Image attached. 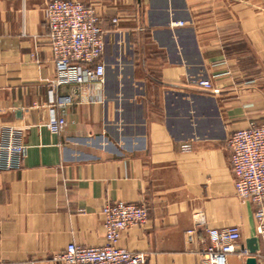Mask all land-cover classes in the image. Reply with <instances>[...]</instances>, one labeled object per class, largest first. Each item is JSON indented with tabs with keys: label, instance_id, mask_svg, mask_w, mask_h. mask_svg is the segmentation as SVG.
I'll return each mask as SVG.
<instances>
[{
	"label": "crops",
	"instance_id": "crops-1",
	"mask_svg": "<svg viewBox=\"0 0 264 264\" xmlns=\"http://www.w3.org/2000/svg\"><path fill=\"white\" fill-rule=\"evenodd\" d=\"M47 1L0 0V139L25 147L0 170V264H70L57 258L68 243L105 242L100 211L115 200L148 207L118 243L145 264H200L205 228L231 225L246 253L227 264H262L226 138L264 120V0H81L105 40L102 81L80 85L52 82Z\"/></svg>",
	"mask_w": 264,
	"mask_h": 264
},
{
	"label": "built area",
	"instance_id": "built-area-1",
	"mask_svg": "<svg viewBox=\"0 0 264 264\" xmlns=\"http://www.w3.org/2000/svg\"><path fill=\"white\" fill-rule=\"evenodd\" d=\"M43 13L56 70L52 82L80 85L102 81L104 66L100 57L105 30L94 9L81 0H49ZM112 22H117V18L114 17ZM196 84L217 92L207 79ZM58 105H62L60 100ZM50 112L48 128L53 132L61 131L65 125L64 118L56 117L53 109ZM226 146L235 194L253 205L256 230L264 233V120L250 121L246 126L233 130L226 138ZM24 152V145L16 141L9 130L8 139H0V170L18 168ZM100 215L105 242L95 246L70 242L57 258L70 264H145L144 254L128 250L118 243L123 230L146 222L147 205L122 200L106 201ZM240 237L236 225L206 227L198 238L200 264H227V256L235 251L244 255L245 249L239 248ZM260 258L264 264V254Z\"/></svg>",
	"mask_w": 264,
	"mask_h": 264
},
{
	"label": "water",
	"instance_id": "water-1",
	"mask_svg": "<svg viewBox=\"0 0 264 264\" xmlns=\"http://www.w3.org/2000/svg\"><path fill=\"white\" fill-rule=\"evenodd\" d=\"M246 264H257L256 258L254 256L247 257Z\"/></svg>",
	"mask_w": 264,
	"mask_h": 264
}]
</instances>
